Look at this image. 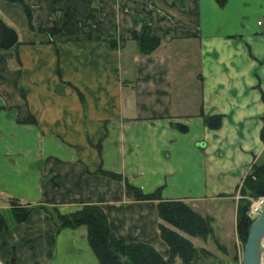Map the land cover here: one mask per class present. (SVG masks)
<instances>
[{
    "label": "crops",
    "instance_id": "crops-1",
    "mask_svg": "<svg viewBox=\"0 0 264 264\" xmlns=\"http://www.w3.org/2000/svg\"><path fill=\"white\" fill-rule=\"evenodd\" d=\"M20 1L30 7L35 26L60 29L59 59L52 47L40 48L34 70H43L45 56L52 85L60 69L80 87L86 122H78L83 108L77 96L68 100L54 92L46 98L43 80L34 81L36 98L28 94L27 100L41 119L38 126L18 125L0 113V195L60 204L65 211L82 201L104 203L118 235L150 243L165 255L155 203L134 200L124 183L144 193L160 189L162 200L189 202L201 216L213 212L217 240L226 257L234 254L224 241L230 237L231 251L237 250L238 191L264 149V34L256 26L264 18V0H225L223 6L216 0H116L115 9L113 0ZM0 18L17 30L18 42L21 36L43 40L28 30L20 3L0 0ZM141 19L163 40L154 54L137 55L129 43L114 50L98 43L111 30L129 40ZM97 21L105 25L101 32L92 26ZM0 51L4 67L13 49ZM4 102L17 118L25 116L20 99L9 94ZM48 114L51 123L42 121ZM213 115L222 116L217 130L203 122ZM46 129L45 136L64 135L66 142L49 138L44 144ZM99 170L119 174L122 181ZM25 228L36 234L40 255L31 253L24 263L19 256L18 264H46L58 237L41 210L32 211L14 235L1 239L0 234V247ZM71 234L62 232L61 247L68 246ZM79 238L72 243H80L83 254L72 262L98 264L87 239ZM56 259L53 264H65Z\"/></svg>",
    "mask_w": 264,
    "mask_h": 264
},
{
    "label": "rangeland",
    "instance_id": "rangeland-1",
    "mask_svg": "<svg viewBox=\"0 0 264 264\" xmlns=\"http://www.w3.org/2000/svg\"><path fill=\"white\" fill-rule=\"evenodd\" d=\"M113 1H114L113 5H114V9H115V6H117L116 5L117 3H116V0H113ZM176 2L178 4L179 2H181V0H176ZM29 10L31 12L30 7H29ZM31 15H32V12H31ZM3 22L5 23V21H3ZM26 23H27V21H26ZM5 24L7 26L13 28L15 31H17L12 25H9L7 23H5ZM32 25H33V29H30L28 27V24H27L28 30L30 32L38 34L40 37L42 36L43 40H38V39L26 40V39H23V37L21 36L19 38L18 44L15 46V48L12 51L11 59L6 60L4 67L3 66L0 67V113H4L5 116L7 117V119L14 120L15 123H17L18 125L33 126V127L38 126L40 123L39 121L41 119L39 118V115L37 113L35 114L33 112V109H31V107L29 106L27 98H28V94L32 97V99L36 98L35 93H31V91H34V87H35L34 81L43 80V82H44V90L43 91H44V95L46 96V98H50L52 95H54V92L56 95L58 94V95L63 96L65 98L68 97L67 98L68 100H69V98H71L72 95H75L78 97V99L81 103V106L83 108V115L78 120V122L81 125H83V123L85 124V122H86V106H85V104L86 103L84 100L83 91L80 89V87L76 86L74 83L70 82L69 79L64 77L63 75L65 73L60 71V69H58V67L56 68L58 70H56L54 72V85H52L51 84V77H50L51 73L48 70H45L47 67L45 56L42 57V60H43L42 68H43V70L41 72H37V73L34 70L33 64L35 61L34 60L35 55H36L35 52H37L38 49H40V48L52 47L55 50V55H56L55 58L57 60L59 59V52L57 49V44L55 42V37L60 33V29L52 28V27L49 28V27L35 26L33 21H32ZM92 26L95 28H99L100 32L103 31V29L105 27L104 23H99L98 21L93 23ZM144 26H147L148 28H150L152 34H154L155 36H157L160 39V45L154 52H152L150 54V55H152L158 49L161 48V46L163 45V40L154 32L151 24L148 21L143 20V19H141L137 23H135L133 32L131 34V38L129 40H126V39L119 37L117 30H111V31H109L110 33L105 34V36L103 35L98 40V43L104 45L106 47V49H108V50L123 48L125 46V44L129 43V44L133 45V47L135 49V51H134L135 54L141 55V56H149V55H144V54L139 53L136 42L132 39L133 34L135 32H140ZM39 29H41V30H39ZM106 32H107V30H106ZM260 33H261V31H260ZM262 34H264V33H262ZM111 43L116 44V48L112 49L110 47ZM9 90H11V91H9ZM14 90H15V92H14ZM9 94H11V97H15L16 99L18 98L22 101V105H23V107H25V110H26V114L24 117L17 118L15 111H10L6 108L4 99L7 96H9ZM11 100H14V99H11ZM42 121L45 123L46 122L51 123L50 115L48 114L46 119H44ZM48 129L42 131L43 132L42 137H43V141H44L43 143L44 144L50 143L49 138H53V139L57 138L58 140L60 139L61 141L59 140V142H62V143L66 142V141H64V137H65L64 135L63 136L56 135L55 137L45 136L44 134H45V132H47ZM71 138H73V137L71 136ZM95 147L98 148L99 144L95 145ZM34 154L35 153H33L32 155L34 156ZM28 158L30 161H32L31 157H28ZM42 158H43V161H45V158H46L45 152L43 153ZM263 161H264V158L262 155L259 163H262ZM34 163H36V162H33L32 164H34ZM259 163H256V164H259ZM117 175H119V174H117ZM103 176L108 177V178L113 179V180H116V181H122V178H121V180H118V179H115V178H112V177H109L106 175H103ZM124 190L127 191L125 188V183H124ZM127 192H129V191H127ZM238 196H239V199H238L237 206L238 205L243 206L244 204L239 203L240 199L242 198L240 196L239 191H238ZM133 199H134V197H133ZM245 200L248 202L247 216L253 223L255 220V217L252 214L253 208L258 205L260 200H264V197H257V198L251 197L250 198L247 196V197H245ZM245 200H243V201H245ZM180 201H182V200H180ZM138 202H147V203L148 202L149 203L154 202L155 207L157 204L156 201H138ZM182 202L190 205L189 202H186V201H182ZM88 204L96 205L103 210V212L105 213V215L107 217L108 224H109L111 230L113 231V233L115 234L116 237L124 238L128 242L144 243V244H148V245L152 246L150 243H147V242H142V241L136 240V239H127L121 235H118L110 224L109 218L105 212L106 210H105V204L104 203H99V202L86 203V201H82L79 203H73V206L69 210L65 211V209L60 208V204L45 203L44 201H41L40 203L39 202H32V201L31 202L22 201L21 199L13 197L12 195H5V194L0 195V234L2 235L1 239H3V237L5 239V237H8L9 234L14 235L15 234L14 232H15L17 226L24 224L28 220V218H27L25 222L16 223L14 221V215L12 213L13 208L15 209L14 211H17L18 213H20L21 211H24V210H30V213L34 210H41L42 213L44 214V218L46 220H48V222L53 227V233L56 235V238L58 237L54 243V245H55L54 248L51 249V252L53 250V252L51 253L53 255L49 256L50 258H48V260L46 261V264H53L54 261L58 260V259H56L58 257L59 258L62 257V259L65 260V264H71V263H73L72 261L74 260L73 259L74 256L78 257V256L83 254L81 252V249H80L81 248L80 243H78V244L74 243L73 244L72 240H74L73 239L74 237H80L79 241L86 240V229L84 227H79L76 229H61V228H59V216L72 214V213L80 210L82 207H84ZM107 204H109V202H107ZM123 206L125 207L124 203H123L122 207ZM156 211H157V209H156ZM30 213H29V215H30ZM29 215H28V217H29ZM211 216H214L213 212H211L210 216H202V217H204L210 221V227L212 230L211 234L207 238H193L191 241L194 244V247L197 250H200V249H203L204 251L206 250L211 255V257H210L211 260L221 261L225 264H241V257H242L243 249L245 246V241H242V240L240 241V239L237 235V230H236L237 250L231 251L232 250V241H231L230 237L225 239L224 244L228 247L230 253L231 252L234 253V254L226 257V255H225L226 249L222 245H220V242L217 240V233L214 232V229H213L214 223L212 221ZM221 218H226V213H224V215H222V217H219L220 221H221ZM236 220H237V217H236ZM159 223H160V221H159ZM2 224H3V226H1ZM225 230H228V229H225ZM64 231L71 232L72 236H71V238H68V241H69L68 246L61 247L62 244L58 243V240L62 239L60 237V235ZM133 235H135V234H133ZM158 235H159V231H158ZM225 235L228 236V233L226 232ZM35 236H36V234L34 232L32 233L31 230L25 228L23 233L19 234V236H18L19 238L17 240H15L14 242H12L10 245L9 244L8 245H1V247H0V264H18V260H19L18 257L19 256L21 258V261L24 263V260H26L27 257L31 255V253H33L34 257L39 256L40 253L36 252V250L38 251V248H35V245H34V239L36 238ZM44 237H43V239H44ZM19 245L22 246V248L24 250H22L21 247H19ZM161 256L164 259H167L168 249H167V253L165 255L161 254ZM180 263L181 262L179 259H175L172 264H180ZM73 264H75V263H73Z\"/></svg>",
    "mask_w": 264,
    "mask_h": 264
},
{
    "label": "trees",
    "instance_id": "trees-1",
    "mask_svg": "<svg viewBox=\"0 0 264 264\" xmlns=\"http://www.w3.org/2000/svg\"><path fill=\"white\" fill-rule=\"evenodd\" d=\"M14 1L22 5L28 27L33 29L29 7L20 0ZM216 2L219 6L225 4V0H216ZM132 39L136 42L139 53L144 55H150L160 45V39L152 34L147 26H144L140 32H135ZM110 47L114 49L116 44L111 43ZM261 99L264 105L262 92ZM203 121L209 130H217L221 126L222 116H206L203 117ZM261 122L260 141L264 145V110ZM176 128L180 132L187 130L186 126L179 124L176 125ZM98 172L118 180L122 178L120 175L111 172L102 170ZM125 188L132 193L136 201L157 202L156 209L160 220L158 225L159 237L168 249L167 259H164L159 252L148 244L128 242L124 238L116 237L108 224L105 213L96 205L88 204L72 214L59 216V228L76 229L84 227L88 246L98 264H172L175 259H179L180 264H225L221 261L211 260V255L206 250H197L194 247L191 239L207 238L212 230L210 221L202 217L190 205L180 200H162L160 189L152 193H144L140 188L127 182H125ZM239 192L242 197L239 203L244 205L237 206L236 230L240 241L246 242L252 221L247 216L248 202L245 197H264V161L251 167L240 186ZM14 210L13 208L14 221L16 223L25 222L30 210H24L20 213Z\"/></svg>",
    "mask_w": 264,
    "mask_h": 264
},
{
    "label": "water",
    "instance_id": "water-1",
    "mask_svg": "<svg viewBox=\"0 0 264 264\" xmlns=\"http://www.w3.org/2000/svg\"><path fill=\"white\" fill-rule=\"evenodd\" d=\"M18 44L17 32L0 18V50L10 51ZM241 264H264V209L252 223L243 249Z\"/></svg>",
    "mask_w": 264,
    "mask_h": 264
},
{
    "label": "built area",
    "instance_id": "built-area-1",
    "mask_svg": "<svg viewBox=\"0 0 264 264\" xmlns=\"http://www.w3.org/2000/svg\"><path fill=\"white\" fill-rule=\"evenodd\" d=\"M256 26L261 31V33H264V18L259 19L256 21ZM264 209V200H260L258 205L253 208V216L255 219L257 218L259 212H261Z\"/></svg>",
    "mask_w": 264,
    "mask_h": 264
}]
</instances>
